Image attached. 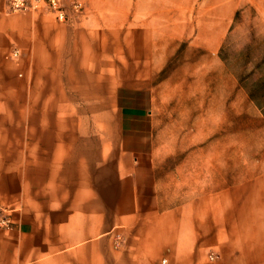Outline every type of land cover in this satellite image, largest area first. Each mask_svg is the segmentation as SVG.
Instances as JSON below:
<instances>
[{"label": "crops", "instance_id": "0c3cea01", "mask_svg": "<svg viewBox=\"0 0 264 264\" xmlns=\"http://www.w3.org/2000/svg\"><path fill=\"white\" fill-rule=\"evenodd\" d=\"M87 5L60 22L0 0V211L13 217L0 264H264L263 20L242 46L262 53L229 71L226 41L249 31L244 11L203 1L178 84L191 2ZM159 105L200 138L191 160H167L162 137L182 132L159 129ZM243 134L257 154L244 164Z\"/></svg>", "mask_w": 264, "mask_h": 264}, {"label": "rangeland", "instance_id": "374dc122", "mask_svg": "<svg viewBox=\"0 0 264 264\" xmlns=\"http://www.w3.org/2000/svg\"><path fill=\"white\" fill-rule=\"evenodd\" d=\"M68 1L70 2V0ZM177 1L179 3L185 2L186 4H189V2L192 3V5L189 8L184 9V12L186 13L189 19L188 24H182V25L179 24V30H181L182 28L184 30L186 29L187 31L186 33L188 37H186V40L183 41V43H181V45L179 46L178 62L176 66L178 67L177 69L178 77L176 76L175 78L178 84L184 83V80H186L185 78L186 74L184 72L183 65L185 63L184 61L187 59V56L189 55V53L186 51L188 48L191 47L189 45V42L199 41L198 29L201 28V22H202L201 19L205 17V11H206L205 9L202 8L203 1H210L211 3L222 1V2H226L227 5L233 2L234 5L239 4V7L241 6V8H239V11H244L243 13L244 15L243 14L237 15V19H238L237 22L240 23L242 21L243 23H245L244 20L246 18L247 21L245 23L246 25L244 26V29L247 28L249 31H244V33L240 35L241 36L240 40L231 41L229 37L227 38V41H226L227 51L225 53V61H226V67L228 68L229 71L230 70L233 71L234 69H237L240 67L242 68L243 72L248 71L249 65L247 64L245 65L244 63L245 56L247 58H251L252 56L256 57L257 55H260L262 52L258 53L257 50L254 48L252 51V54H250L248 51H246L244 54L243 50H246L247 47L245 48L242 46H245L248 42L245 40V37L254 34V32L258 28L259 25L257 24V22L259 21V18L262 19L264 22V0H177ZM85 2H86V10H85L84 15L80 16L76 13H73L68 21H71L72 19H75V18L87 17L89 9L87 5V0H85ZM5 4L7 5V0H5ZM249 7H251V9H249ZM227 10L228 9H225V11ZM178 11L180 12L183 10L179 8ZM208 11L210 12V15H211V13L213 12V9H209ZM6 12L14 13V12H9L8 9ZM32 12L34 13V11ZM245 12H246V15H245ZM35 13L43 14V15H50L54 17L52 14L43 12V11L42 12L37 11ZM115 34L117 33L115 32ZM203 52H205V50H203ZM199 55L201 56V53ZM210 60H211L210 61L211 65H213L214 62L212 60V57L210 58ZM176 67L174 68L175 70H176ZM211 77H212L211 79L213 80L217 79V76H215L214 73L211 75ZM172 91L176 92L174 104H171L173 107L175 106V103L178 101L179 98L181 99V102H184L185 88H178ZM158 112H159L158 118L159 117L161 118V116L165 118L163 121L158 120L159 129L167 128L168 132L171 130H177V132H182V134L179 136H174V135L169 136L168 135V136L162 137L164 144L167 145V152H166L167 160L174 165L177 163L180 164L181 162H185L187 159L191 160L193 152L196 151L202 145L200 142V138H189L185 135L186 122L182 120H175V117H179V115L174 114L173 116L174 119L170 121L168 112L165 113L163 111L162 112L160 111V105H159ZM242 123H243V128L245 127V125L248 124L247 122H244V121ZM249 146H250L249 137L243 134V153H242L243 164L245 161H249L251 156H253L254 159H256L257 157V154H252L247 151V149H249ZM220 155L221 157H224V156H227V158L228 156H230V158L232 157L231 153L230 154L225 153V154H220ZM217 156L218 154H210L211 159H214V160L218 159ZM168 171L170 170L168 169ZM171 171L174 173L179 172V174L175 178L176 179L175 184L177 183L179 188L186 190L187 184L180 185L181 182L185 181L184 173L186 172V170L183 168L182 169L174 168ZM210 187H213V185L211 184ZM209 258L211 261H214V259L217 258V255L214 253H211L209 255Z\"/></svg>", "mask_w": 264, "mask_h": 264}, {"label": "built area", "instance_id": "2783aa9c", "mask_svg": "<svg viewBox=\"0 0 264 264\" xmlns=\"http://www.w3.org/2000/svg\"><path fill=\"white\" fill-rule=\"evenodd\" d=\"M9 12H37L50 13L60 22L69 20L73 13L80 16L86 10L85 0H7ZM18 50H14L7 57L17 58ZM13 223L12 213L7 210L0 211V227H7Z\"/></svg>", "mask_w": 264, "mask_h": 264}]
</instances>
